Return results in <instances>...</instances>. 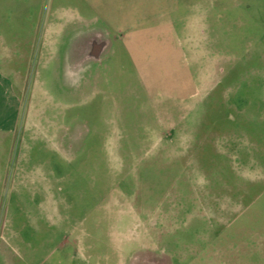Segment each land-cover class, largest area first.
I'll list each match as a JSON object with an SVG mask.
<instances>
[{
	"label": "rangeland",
	"instance_id": "rangeland-1",
	"mask_svg": "<svg viewBox=\"0 0 264 264\" xmlns=\"http://www.w3.org/2000/svg\"><path fill=\"white\" fill-rule=\"evenodd\" d=\"M87 3L0 0V264H264V0Z\"/></svg>",
	"mask_w": 264,
	"mask_h": 264
},
{
	"label": "crops",
	"instance_id": "crops-1",
	"mask_svg": "<svg viewBox=\"0 0 264 264\" xmlns=\"http://www.w3.org/2000/svg\"><path fill=\"white\" fill-rule=\"evenodd\" d=\"M90 8L94 10V0H86ZM101 1H111V0H101ZM51 33H56V29H53ZM192 61H188L191 63ZM193 63V62H192ZM4 73L0 71V132L2 131H12L14 128V124H16L17 111L18 108L16 106L15 99L10 98V100H5L4 97L7 96V93L3 91V84L7 81ZM6 86V85H5ZM25 255V254H24ZM23 257V256H21Z\"/></svg>",
	"mask_w": 264,
	"mask_h": 264
}]
</instances>
